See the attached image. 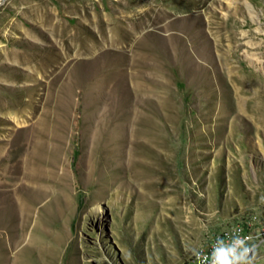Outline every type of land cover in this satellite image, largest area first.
<instances>
[{
    "label": "rangeland",
    "instance_id": "rangeland-1",
    "mask_svg": "<svg viewBox=\"0 0 264 264\" xmlns=\"http://www.w3.org/2000/svg\"><path fill=\"white\" fill-rule=\"evenodd\" d=\"M144 11L203 46L162 69L161 23L133 32L149 57L108 42ZM244 221L264 225V0H0V264H191Z\"/></svg>",
    "mask_w": 264,
    "mask_h": 264
},
{
    "label": "bare ground",
    "instance_id": "bare-ground-1",
    "mask_svg": "<svg viewBox=\"0 0 264 264\" xmlns=\"http://www.w3.org/2000/svg\"><path fill=\"white\" fill-rule=\"evenodd\" d=\"M240 4L236 5L235 6V12L237 13H241V8L239 6ZM150 11V10H149ZM149 11H144L140 16L139 18L136 20V21H132V22H128L126 24H116L112 18H109L108 21L109 22H113V26L111 28V36L109 37L108 39V42L110 44H118V43H128V42H133L136 47H137V51H136V55L140 56V57H149L152 50L154 48H152L148 42V39H147V35L145 36H140L139 38H137L136 40H132V35H133V32L135 30H138L140 29L143 25L145 24H149V23H152L155 25V23H161L159 25V31L160 33L157 34V38L159 39V42H160V51L162 53V57H163V62L161 63L162 65V69L165 67V60L166 58L168 57L169 55V44H171L172 42L176 41L178 38L179 40L184 38L188 41H194L196 42L198 45L201 46L202 44V40L199 41L198 38H196L192 35H190V28H189V21H187L186 25L183 26V27H180L179 25V28L177 26V19H172V20H168V16H169V13L168 12H163V13H158L157 16H154V17H150L149 16ZM157 13V12H156ZM197 16V15H196ZM184 17V16H183ZM190 17V16H189ZM176 18V17H175ZM192 18V17H191ZM186 19V18H185ZM184 19V20H185ZM190 19V18H189ZM182 19H179V24L181 22ZM99 21L103 22L101 19L98 20V23H100ZM186 21V20H185ZM189 22V23H188ZM178 32L180 34H178ZM136 33V32H135ZM233 38V37H232ZM201 39V38H200ZM84 44V43H83ZM92 46V45H90ZM196 46V45H195ZM194 46V47H195ZM203 46V44H202ZM197 47V46H196ZM85 49H86V45H85ZM88 49V48H87ZM159 49V48H158ZM204 50V49H203ZM89 51V50H88ZM87 51V52H88ZM92 51V50H91ZM156 51V50H155ZM159 52V51H158ZM47 54V52H45ZM44 53V55H46ZM91 53V52H90ZM202 53V52H201ZM197 54H199V51L197 52ZM157 55V54H156ZM160 55V54H158ZM20 60H24V61H30V60H34L36 59L37 60V64L39 66H44V65H47L48 63V56H42L40 58H36V56L34 54H30L28 55L27 57H24L22 55L20 56H17ZM196 57V56H195ZM199 57V56H198ZM205 57V56H204ZM153 58V57H152ZM202 61V60H201ZM135 63V62H133ZM213 69V68H212ZM165 72V71H164ZM93 84V83H91ZM90 86V85H89ZM101 85L99 84H96L95 82V87L96 88H100ZM106 86V85H105ZM104 87V86H103ZM98 96V95H97ZM123 111V110H122ZM129 112V111H127ZM126 112V113H127ZM140 115V114H139ZM115 118V116H114ZM133 118V117H132ZM138 120H141L140 118H136ZM113 123V122H112ZM111 124V123H110ZM118 126V125H117ZM105 127V126H104ZM117 130V129H116ZM131 141V140H130ZM22 205V204H21ZM23 207V206H22ZM226 235V234H225ZM37 240V239H35ZM38 243V242H37ZM30 244V243H29ZM34 245V244H33ZM207 246V245H206ZM206 246H202L200 249H198L199 251L203 252L206 248ZM15 249V248H14ZM20 253V252H19ZM21 256V255H20ZM196 257L194 256L191 263L193 261H195ZM19 262V261H18ZM17 263V262H16ZM18 264V263H17Z\"/></svg>",
    "mask_w": 264,
    "mask_h": 264
},
{
    "label": "clouds",
    "instance_id": "clouds-1",
    "mask_svg": "<svg viewBox=\"0 0 264 264\" xmlns=\"http://www.w3.org/2000/svg\"><path fill=\"white\" fill-rule=\"evenodd\" d=\"M264 246L253 240L252 236H241L238 231L225 240L217 238L210 256H205L209 264H256L258 249ZM192 254L200 259L204 254L192 249Z\"/></svg>",
    "mask_w": 264,
    "mask_h": 264
},
{
    "label": "built area",
    "instance_id": "built-area-1",
    "mask_svg": "<svg viewBox=\"0 0 264 264\" xmlns=\"http://www.w3.org/2000/svg\"><path fill=\"white\" fill-rule=\"evenodd\" d=\"M249 222H240L237 226H231L227 228L226 235H219L207 242L205 250L202 252L204 255L200 259H195L191 264H209V262L204 259L205 256H210L212 252V246L214 245L217 238H223L228 240L234 231H238L241 236H252L253 240L256 242H261L264 239V225L256 226L255 231H248Z\"/></svg>",
    "mask_w": 264,
    "mask_h": 264
}]
</instances>
